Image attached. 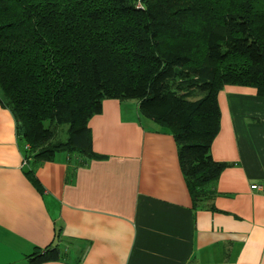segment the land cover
Here are the masks:
<instances>
[{
  "label": "trees",
  "instance_id": "obj_1",
  "mask_svg": "<svg viewBox=\"0 0 264 264\" xmlns=\"http://www.w3.org/2000/svg\"><path fill=\"white\" fill-rule=\"evenodd\" d=\"M226 85L264 97V0H0V103L24 127L33 181L58 152L95 154L88 124L104 99L136 100L175 137L191 196L209 207L227 167L211 154ZM61 242L59 229L29 263L63 260Z\"/></svg>",
  "mask_w": 264,
  "mask_h": 264
},
{
  "label": "crops",
  "instance_id": "obj_2",
  "mask_svg": "<svg viewBox=\"0 0 264 264\" xmlns=\"http://www.w3.org/2000/svg\"><path fill=\"white\" fill-rule=\"evenodd\" d=\"M125 101L104 99L89 120L94 155L58 152L35 181L0 103V264H30L59 229L65 258L42 264H264V97L219 92L211 154L227 167L209 207L191 196L175 137Z\"/></svg>",
  "mask_w": 264,
  "mask_h": 264
},
{
  "label": "rangeland",
  "instance_id": "obj_3",
  "mask_svg": "<svg viewBox=\"0 0 264 264\" xmlns=\"http://www.w3.org/2000/svg\"><path fill=\"white\" fill-rule=\"evenodd\" d=\"M125 102H129V103L130 102H134V103H136L137 101L136 100H127ZM67 128H68V125H62L60 127L61 133L59 134V138H61L63 140L67 138V133H66Z\"/></svg>",
  "mask_w": 264,
  "mask_h": 264
},
{
  "label": "water",
  "instance_id": "obj_4",
  "mask_svg": "<svg viewBox=\"0 0 264 264\" xmlns=\"http://www.w3.org/2000/svg\"><path fill=\"white\" fill-rule=\"evenodd\" d=\"M18 134H19V136H24V127H23V125L20 123L19 124V126H18Z\"/></svg>",
  "mask_w": 264,
  "mask_h": 264
},
{
  "label": "built area",
  "instance_id": "obj_5",
  "mask_svg": "<svg viewBox=\"0 0 264 264\" xmlns=\"http://www.w3.org/2000/svg\"><path fill=\"white\" fill-rule=\"evenodd\" d=\"M26 147L28 148V147H29V145L27 144V145H26ZM252 188H260V186H258V185H256V184H254V185H252Z\"/></svg>",
  "mask_w": 264,
  "mask_h": 264
}]
</instances>
